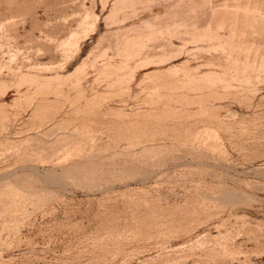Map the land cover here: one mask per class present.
<instances>
[{"label": "rangeland", "instance_id": "374dc122", "mask_svg": "<svg viewBox=\"0 0 264 264\" xmlns=\"http://www.w3.org/2000/svg\"><path fill=\"white\" fill-rule=\"evenodd\" d=\"M0 264H264V0H0Z\"/></svg>", "mask_w": 264, "mask_h": 264}]
</instances>
